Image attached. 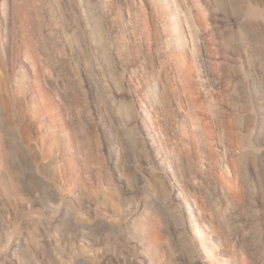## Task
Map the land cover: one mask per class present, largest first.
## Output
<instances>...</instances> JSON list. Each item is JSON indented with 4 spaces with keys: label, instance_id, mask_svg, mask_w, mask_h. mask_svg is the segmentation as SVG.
I'll return each instance as SVG.
<instances>
[{
    "label": "rangeland",
    "instance_id": "obj_1",
    "mask_svg": "<svg viewBox=\"0 0 264 264\" xmlns=\"http://www.w3.org/2000/svg\"><path fill=\"white\" fill-rule=\"evenodd\" d=\"M217 257L264 264V0H0V264Z\"/></svg>",
    "mask_w": 264,
    "mask_h": 264
},
{
    "label": "bare ground",
    "instance_id": "obj_2",
    "mask_svg": "<svg viewBox=\"0 0 264 264\" xmlns=\"http://www.w3.org/2000/svg\"><path fill=\"white\" fill-rule=\"evenodd\" d=\"M191 212L193 213V210H191L190 213ZM196 228H197V233L199 235V238L203 242L206 239L205 236L203 235L204 234V227L202 225H200V224H197V227ZM222 259H223L222 257H217L216 258V260L218 261L219 264H224V262H223Z\"/></svg>",
    "mask_w": 264,
    "mask_h": 264
}]
</instances>
